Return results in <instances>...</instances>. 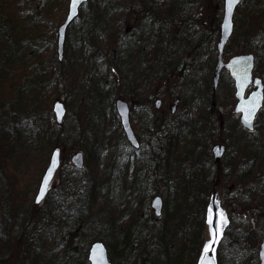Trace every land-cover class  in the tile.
Returning a JSON list of instances; mask_svg holds the SVG:
<instances>
[{"label":"trees","instance_id":"obj_1","mask_svg":"<svg viewBox=\"0 0 264 264\" xmlns=\"http://www.w3.org/2000/svg\"><path fill=\"white\" fill-rule=\"evenodd\" d=\"M142 1L139 6L144 5V12L139 15V20L147 30L139 26L137 31L128 33L125 29L122 36V20H119L122 7L126 6L125 9L129 11L133 3L118 5L114 4V0H88L80 10L77 24L72 31H68L63 59L58 61L54 52L52 59L45 62L41 75L42 78L46 76L48 82L41 80L42 85L37 90L33 85L23 84L27 75L25 69L27 66H41L42 63L35 55H31V60L26 58L27 55H19V39L5 31L9 27L8 21L2 19L0 36L8 39L9 45L0 51V110L6 108L2 113L9 122L0 125V182L7 181V159L23 162V152L26 155V152L44 149L39 156L44 167L48 151L58 143L61 129L51 117L48 98L44 110L40 105L43 102L41 90L48 91L54 85L55 92L59 87H65L67 91L77 81L80 68L83 72L90 68V50L86 44L89 38L93 37L98 41L96 43H100L112 28L116 32L121 31V36L119 50L107 61L118 73V85H108L100 90L94 79L90 81V107L85 117L86 128L81 145L84 167L80 176L76 179L67 176L59 191L55 192L56 198L49 200L43 211L30 200L27 205L20 204V197L5 182L7 187L5 184V189L0 193V262L17 248L20 250L21 264H83L89 244L99 240L105 244L113 264H141L142 261L146 264L158 255L164 258V264H195L204 240V209L208 193L216 185L218 165L225 156L228 157L227 152L219 163L213 162L210 153L212 143L226 144L230 149L229 161L237 162L239 168L242 166L238 172L249 174V166L254 160L264 164V140L263 143L259 142L255 132H247L241 127L235 135L231 125L228 127L226 123L218 122L220 117L217 107L209 102L213 96L209 92L205 96L200 94L199 100L204 101V109L210 116L187 130L193 137L185 142L187 145L183 147V153L178 151L184 133L180 123L163 124L157 130L151 128L152 122L147 125L149 115H145L144 110L153 98L155 84L171 72L168 63H163L161 58V55L170 54L166 39L170 26L167 23L168 15H174L176 26L183 18L184 8L186 10L193 5L191 0ZM247 1L243 0L241 5ZM253 2L244 19H256L249 20L251 23L244 27V32L247 31L250 48L256 58L254 73L264 82V69L261 68L264 65V0ZM163 5L166 7L163 8ZM1 15L5 17L8 14L1 12ZM28 23L34 26L33 20H26L25 28H29ZM49 42L55 47V38ZM14 64L20 65L19 70L12 68ZM100 68L104 70V65ZM105 70L108 72V67ZM47 72H50L49 75ZM206 84V90L207 87L211 90L209 81ZM117 90L124 97L140 101L139 110H131L130 119L133 121L139 115L140 119L136 121L139 120L138 123L142 125L140 129L144 130L146 125V130H149L148 146L144 152L146 159L140 150L130 147L121 131L113 107ZM21 97L24 102H21ZM38 111L41 113L38 114ZM26 114L33 115V118L30 116L31 119H26ZM107 117L110 120L107 121ZM261 117L264 118V105L256 117L257 122ZM108 125L109 130L112 129L111 135L107 133ZM116 128L118 132L113 134ZM22 133L23 136L27 135L29 148L19 152L16 142ZM152 152L157 154L154 159L151 158ZM125 157L134 158V173L129 177L132 166ZM151 162L165 164L163 182L169 188L162 197L161 214L155 219L149 210L150 197L157 193V190L151 189V184L155 182L149 175ZM176 170L182 173H174V179L172 173ZM167 194H170L169 198ZM23 195L27 196L25 193ZM71 221L74 229L66 233ZM69 233L74 242L83 240L80 255L70 248L57 253L53 250L59 248ZM52 237H55L54 245L46 254H34L36 248L40 249L45 240ZM245 240L242 239L246 246L249 239ZM177 242L180 243L175 246ZM218 264H221L220 247Z\"/></svg>","mask_w":264,"mask_h":264},{"label":"rangeland","instance_id":"obj_2","mask_svg":"<svg viewBox=\"0 0 264 264\" xmlns=\"http://www.w3.org/2000/svg\"><path fill=\"white\" fill-rule=\"evenodd\" d=\"M253 1L254 0H248L246 4L243 3V5L239 6L238 12L236 11L234 18V30L229 42L227 43L225 50L226 55L224 54L225 57L239 52H252L250 48L251 40L249 36L246 35L247 31L244 32L246 29L244 27H247L248 23H251L249 20L253 19L254 21L256 18L249 17V19H244V15H247L249 5L254 3ZM255 1L257 2V0ZM128 2L129 4L133 3V7H131L130 10H134V14L132 15L130 10H126V6L122 7V12L119 18V20H122V36L125 29L128 33L137 31L139 26L142 30H147V27L144 24H140L141 20H139V15L144 12V5L139 6V3L143 2L142 0H114V4L118 5H124ZM191 2L193 6L187 7L186 10L184 8L182 17L189 13L198 17V19L192 23V26L196 31L194 33L195 38H198L200 32L202 31H205V34L208 33V35H210L208 36L209 39H205H207L206 46L208 49H210L209 46H214L215 42L217 41V33H214L210 28L214 25V22L216 23L220 19L222 12V0H191ZM66 6L67 0H0V25L3 26V20L8 21L9 27L7 26L8 28L5 29V31L19 39V43L17 44L19 45L18 47H20L19 55H27L26 58H28V60H31V55H35L38 57V62L42 63L41 66H27L25 69L27 75L23 80V84L33 85L35 90L38 89L39 85H42L41 80L43 82L45 81L46 83L48 82L46 76L42 78L43 75H41V71L44 70L46 66L45 62L48 59H52V54L55 52V47H52L49 41L52 38H56V28L64 20ZM1 12L8 15L1 17ZM26 20L27 22L33 20L34 26L31 27V24L28 23L29 28H25L24 23ZM76 24L77 20L68 29V31H72ZM182 24L183 23L178 24V30L174 28L173 34L175 56L172 60L174 62L173 67L175 70L167 73L162 80L155 84V93L153 91V98L150 100L144 112L145 115H149L146 120L148 123L147 125L149 126L152 122L151 128L155 130H157L158 127L163 124L180 123L182 125L184 133L182 134L183 139H181L178 145V151L183 153V147L186 144L185 142L193 137L188 133L187 130L191 125L198 126L199 123L204 122L210 116L206 109H204V101L199 100V95L202 94L205 96L208 92L209 94H212V92L208 87L206 90V76H204V80L202 79L203 81L197 82L196 85L193 86L190 85V78L188 77H186L188 82H181L185 76V72L183 73V71H177V62L180 63V59L182 57H191L188 56L190 51L191 54L193 53L191 50L193 47V45H191V41L193 44V34L190 33V29L186 28L187 25ZM114 30L115 29L112 28L111 30L107 31V35L101 40L100 43H96L98 41H96L93 37L87 40V48L90 50V55L88 54V65L90 68L88 70H84V72L80 68L78 79L73 85H71V88H68L66 91L65 87H59L55 92L56 87L52 85L48 91L45 89L42 91L40 89L42 92L41 94L43 95V102H41L40 105L42 106L43 110L46 107L45 101H47L48 98L50 106L56 100L61 101L66 112L62 121L60 123H56L54 114L51 111L52 119L58 126H60L61 129L59 140L56 145L59 147L61 152L60 165L50 183L46 197L40 204L37 205V209L39 210L43 211L44 207L49 203V200L56 198L55 192L59 191V186L67 176L76 179L80 176L79 173L83 169H75L70 161V158L71 155L76 152H81L84 157L81 145L86 128L85 117L87 116L90 107V102L88 101V93L92 85L90 81L94 79L96 82L95 84L100 88V90H104V87L108 85H118V73H116V69L110 65L108 66L106 63L107 61H110L114 53L119 50L118 43L120 42L119 38L121 36V31L118 30L119 32H116ZM249 35H252V33ZM8 45V39L0 36V51L2 52L5 50ZM28 51H30V54H27ZM120 54L122 57V51ZM101 65H104V70L100 68ZM107 67L109 75L107 74V70H105ZM12 68L19 70L20 65L14 64ZM261 68L263 70L264 65H261ZM189 70L190 71H188L186 75L189 73L192 74V69ZM47 73L49 75L50 72ZM12 93H14V91ZM22 95L26 94L23 93ZM173 97H178L180 101L179 104L176 105L174 114H171L170 109L173 106ZM21 98V102H24V98ZM116 98L126 101L130 107V110H139V100L136 102L129 97H124L118 90L117 94L114 95V99ZM157 101L159 104L156 105L155 102ZM209 102L217 107V115L220 117L218 122L221 124L226 123L228 127L231 125V128L236 135V132L240 130V125L237 121V117L232 114L235 99L233 97L232 82L226 73L222 72L216 92ZM103 109L104 108H102V110ZM5 110L6 108L4 107L0 110V125H5L9 122V120L4 117V114L2 113ZM40 113L41 112L38 111V114ZM30 116L33 118V115L28 114H26L24 117L26 119H31ZM109 117H107V121L110 120ZM134 119L135 120L131 121V123L134 132H137L136 136L140 142V148L138 151L140 150V154H142L143 158L146 159L144 152L148 146L146 141L150 137L148 133L149 130H146V125L144 130L140 129L142 125L138 123L139 120L136 121V119H140L139 115H136ZM256 126L257 127L253 132L256 134V139L259 142H262L264 140L263 117L258 119ZM106 129H108L107 133L111 135L112 129L109 130V125ZM116 132H118L117 128L116 131L114 129L113 134H116ZM23 135L24 134L22 133L21 138L16 142L19 152H21V150L22 152L24 150L26 151L27 148H29V144L26 142L27 135ZM155 136H157L156 133ZM224 137L226 138L225 135H223V138ZM11 144L14 145L15 142H12ZM226 149V153L228 152V157L225 156L223 162L218 165L219 169L217 168V182L216 185L212 186L211 188L216 190L217 197L220 199L221 205L226 210L229 217V224L228 227H226L225 232L226 234L220 246L221 264H254V262H257V250L262 236V221L264 217V164L259 160H254L252 165L249 166V174L245 171L244 173L243 171L238 172V169H240L242 166L239 168L237 162L229 161V157H231V155H229L230 149ZM43 150L36 149L31 152H26V155L25 152H23V162L17 161L18 159H7V181L0 182V193L5 189V182H8L9 187L17 194L18 197L22 199L21 200L19 198L20 204L27 205L29 200L33 201L41 174L48 163L47 158V162L43 167V162H41L39 158V156H41V154L45 151ZM50 151L51 149L48 151V156ZM156 157L157 154L152 152L151 158L154 159ZM126 158L127 160L129 159L128 162L132 166V169L128 172L129 177L134 173V158L125 157V159ZM127 160L124 161L126 162ZM154 161L156 160H153V162ZM151 165L152 169L149 175L155 180V182L151 184V189L157 190V193L154 195H159L162 198L169 189L163 182L166 175L164 174L165 164L160 165L159 162H155L154 164L151 162ZM179 172L182 173L181 170H176L172 173L174 179L176 178L174 173L179 174ZM238 173L241 175L239 176ZM172 181L173 180H171V182ZM23 193H25L27 196L25 197ZM154 195L150 197L149 203ZM167 197L169 198L170 194H167ZM149 210L151 212L152 218H157L153 210L151 208ZM73 229L74 225L71 221V226L66 229V233ZM33 233L35 232L33 231ZM204 233L205 239L207 237L205 229ZM54 238L55 237L49 239L47 238L40 249L36 248L34 254L36 252H40L41 255L46 254L54 245ZM242 239H249V244L247 243L248 245L245 246ZM179 243H175V246L179 245ZM64 248H70L80 255L83 251V240H77L74 242L70 238L69 233L68 235H65V239L60 244L59 248H54L53 250L58 252ZM109 258L110 260L112 259L111 262L113 264L112 256H109ZM84 260L83 264H88L87 260ZM1 262L0 264H21L20 250L14 248ZM143 262L144 261H142L141 264H145ZM164 263V258L158 255L153 256L146 264Z\"/></svg>","mask_w":264,"mask_h":264},{"label":"water","instance_id":"obj_3","mask_svg":"<svg viewBox=\"0 0 264 264\" xmlns=\"http://www.w3.org/2000/svg\"><path fill=\"white\" fill-rule=\"evenodd\" d=\"M87 0H78V3L76 5V8L73 12L72 9V0H68L67 2V9H66V15L63 20V22L58 26L57 28V37H56V53L58 60H61L63 55V48H64V42H65V34L67 27L69 24L77 17L79 13V8L82 4L86 3ZM242 0H237V2L234 4L232 8L231 16H228L227 14V0H223V11H222V17L219 25V39L216 44V50H217V60L213 71L211 86H212V92H215L220 71L224 67L230 78L233 81V96L236 100V103L233 108V113L239 114V123L240 125L245 128L246 130L252 131L254 120L263 106V100H264V86L262 83L261 78L259 77H252V72L254 68V57L250 53L246 54H239L234 55L228 59L227 62L222 61V53L224 50V47L233 31V17L236 11L237 6L241 3ZM226 19L229 22V27L226 28L225 21ZM245 74L247 75V79H245ZM259 81V83H257ZM252 86L253 89L249 91L247 94V89ZM252 105H255L252 114L250 116L247 115L246 111L244 109L250 108ZM115 109L118 114L120 127L122 129V132L125 136V139L127 142L133 146L134 148H138L139 143L134 135L133 129L131 127L130 119H129V107L126 101L117 99L115 101ZM52 112L55 116V121L57 123H60L65 115V108L60 101H55L52 104ZM246 120H250V124L246 123ZM211 155L215 162H218L224 152H225V146L221 143L214 144L211 149ZM55 159V163H53V160ZM72 164L75 166V168L80 169L83 165V159H82V153L76 152L72 154L70 158ZM60 163V149L58 147H55L51 150L49 155V161L48 165L45 168L40 182L39 186L36 192V195L34 197V203L39 204L44 196L46 195L47 189L49 187V184L56 172V170L59 167ZM51 169L50 178L48 180L47 187L44 189L43 194L41 195V188L43 186V182L46 176H49V170ZM39 199V202L37 200ZM161 198L159 196H155L151 202L150 206L156 216L160 215L161 213ZM213 209V226L215 227L217 220L219 217L217 216V213H223V217L226 220V224L222 226V230L219 233V239L216 244L213 245L214 252L210 251L208 253V259L211 261V264H217V249L218 246L223 238L224 231L229 223V219L227 216L226 210L221 206L220 199L217 197V192L215 189H212L210 191V194L208 196V202L206 205V213H205V230L207 237L205 238L201 249L199 251L196 264H201V256L203 254V250L206 244H208L209 240L211 239L209 234V225H208V210L209 208ZM258 257V264H264V219H263V235L259 244V249L257 252ZM87 262L88 264H111L108 256V251L105 246V244L102 241H94L89 245L88 251H87Z\"/></svg>","mask_w":264,"mask_h":264},{"label":"flooded vegetation","instance_id":"obj_4","mask_svg":"<svg viewBox=\"0 0 264 264\" xmlns=\"http://www.w3.org/2000/svg\"><path fill=\"white\" fill-rule=\"evenodd\" d=\"M164 7H166V5H163V8ZM133 11L130 10V13L132 14ZM168 16L169 17L167 18V23L170 24V26H168L169 30L167 32V38L166 39H167V43H168V48H169L170 54L161 55L162 62L163 63H168V65L170 67L169 69H171V71L175 70V68L173 67L174 66V62L172 60L173 57L175 56L174 41H173L174 28L176 30H178V28H177L178 24L183 23L182 25H187L186 28L190 29L191 30L190 33L193 34V36H192L193 44H192V41H191V45H193L191 50H192L193 53L191 54V51H190L188 56H191V57H187V56L182 57L180 59V63L177 62V67H178L177 71H183V73L185 72L184 78L182 80L181 79L180 80H181V82L186 83V82H188L186 80V77H188V78H190L189 79L190 85L193 86V85H196L197 82L203 81L204 80V76H206L205 77V84L208 81L211 84L213 71H214V67H215V64H216V60H217L216 44H217L218 39H219V25H220L221 15H220L219 21L216 22V23L214 22V25L210 28L214 33H217V41L215 42L214 46H212V45L209 46L210 49H208L207 46H206L207 39H209L208 36H210V35H208V33L205 34V31H202V32H200L198 38H195V34L194 33L196 31L193 28V26H192L193 24L192 23L198 19V17L196 15L189 13L186 16H183V18L180 19L181 21H179L176 26L174 25V20H173L174 19V15L173 14L171 15V13H169ZM232 34H233V32H232ZM232 34H231V36H232ZM231 36H230V38H231ZM205 38H207V39H205ZM230 38H229V40H230ZM229 40H228V42H229ZM227 43H226V45L224 47V50H223V53H222V61L223 62H226L230 57H232V56H234L236 54L242 53V52L234 53L232 55H229L228 57H225L224 54H225V50H226V47H227ZM195 55H196V57H195ZM107 64H108V66L110 65V63H107ZM189 69H192V74L189 73L188 75H186L188 73V71H190ZM222 72L226 73L228 75L226 69L223 68L221 70L220 77H221ZM117 99L118 98L114 99V103H115V101ZM179 101H180V99L178 97H173V101H172L173 106L170 109V113L171 114H174L176 105L179 104ZM155 104L156 105L159 104L158 101L155 102ZM113 107H114V111H115V106L113 105Z\"/></svg>","mask_w":264,"mask_h":264},{"label":"snow or ice","instance_id":"obj_5","mask_svg":"<svg viewBox=\"0 0 264 264\" xmlns=\"http://www.w3.org/2000/svg\"><path fill=\"white\" fill-rule=\"evenodd\" d=\"M236 2H237V0H227V14H228V16H231L232 8ZM77 3H78V0H72L73 12L76 8ZM225 26H226V28L230 26L227 19L225 21ZM244 78L247 79L246 74H245ZM257 83H259V81H257ZM254 107H255V105H252L250 108L244 109V111H246L248 116H250L252 114ZM246 123L250 124V120H246ZM53 163H55V159L53 160ZM50 173H51V169L49 170V176H46L44 179L43 186L41 188V195L43 194L44 189L47 187L48 180L50 178ZM37 202H39V199L37 200ZM217 216L219 217V219L217 220L216 225L214 227L213 226V209L210 207L208 210L207 222L209 225V234H210L211 239L209 240L208 244H206L204 247L203 254L201 256V264H211V261L207 258L208 253L210 251L214 252L213 245L218 242L219 233L222 230V226L224 224H226V220L223 217V213H217Z\"/></svg>","mask_w":264,"mask_h":264},{"label":"bare ground","instance_id":"obj_6","mask_svg":"<svg viewBox=\"0 0 264 264\" xmlns=\"http://www.w3.org/2000/svg\"><path fill=\"white\" fill-rule=\"evenodd\" d=\"M79 14H80V11H79V13H78V15H77V17L69 24V26L67 27V30H66V34H65V42H66V40H67V34H68V29L73 25V23L76 21V20H78V16H79ZM250 54H252L253 55V57H254V59L256 60V58H255V55H254V53H253V51L252 52H249ZM120 124V123H119ZM155 196H159V195H154L152 198H154ZM160 197V196H159ZM161 198V197H160ZM162 199V198H161ZM220 204H221V202H220ZM161 208H162V204H161ZM162 211V210H161ZM206 213V206H205V209H204V214ZM204 219H205V217H204Z\"/></svg>","mask_w":264,"mask_h":264}]
</instances>
